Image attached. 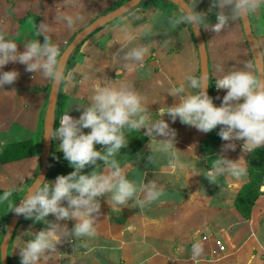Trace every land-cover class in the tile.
Masks as SVG:
<instances>
[{
	"label": "crops",
	"instance_id": "0c3cea01",
	"mask_svg": "<svg viewBox=\"0 0 264 264\" xmlns=\"http://www.w3.org/2000/svg\"><path fill=\"white\" fill-rule=\"evenodd\" d=\"M164 1L144 0L141 6L101 28L79 45L66 67V73L71 72L73 79L61 86L62 113L73 105L69 114L78 117L75 104L85 103L92 91V81L105 76L130 84L145 98L155 119L160 104L173 103V97L167 93L171 88L186 84L187 75H200L191 29L183 24L174 28L169 25L170 14L178 8ZM206 1L199 0L198 11H204ZM13 3L14 7L12 3L9 5L15 8L11 11V21L0 22V36L17 41L21 51V43L31 38L41 24L48 28L54 42L63 51L79 30L114 10V0H16ZM22 12L28 15L22 16ZM61 15L73 18L71 27L58 19ZM33 17L34 24H26ZM55 21L59 26L55 27ZM249 22L264 63V4L249 16ZM125 26L135 36L131 42L125 41L120 31ZM201 31L213 83L224 72L244 69L245 66L256 73L240 20L218 33L203 28ZM38 39L43 40L42 37ZM141 45L147 48L143 67L129 72L126 67L129 62L123 59V53ZM12 69L19 72L17 80L0 90V151L8 154L13 151V145L29 142L33 153L31 157L8 163L0 161V191L13 190L11 200L18 202L39 172L51 81L40 73L26 72L24 65L19 63L10 62L4 66L5 71ZM225 92L214 86L213 98L217 106L220 100L215 97L222 98ZM164 118L176 130L175 147L183 151L181 158L190 166L171 170L165 157L159 153L154 154L149 163L146 159L152 146L149 138L143 135V130H126L128 147L122 148L114 158L130 180L137 184L155 181L162 195L142 209L131 207L129 201V206H123L121 210L111 209L105 198L100 197L96 235L75 238L59 245L56 252L47 254V259H41L39 264H264V194L257 198L248 218H244L235 207L239 190L249 180V153L241 152L242 141L235 142V151L224 152L222 145L226 142L218 136V129L202 133L181 124L178 119L172 122L168 117ZM56 144L52 140L47 166V179L51 181L57 175L73 171L62 153L57 151ZM218 155L232 160L243 156L241 164L246 168V175L240 178L221 175L215 184L209 183L203 175H194V169L210 167ZM98 170H103L102 164ZM11 215L3 204L0 231L4 219L6 228ZM61 223H67L71 228L74 221ZM42 227L43 224L33 223L22 216L8 247L7 264H20L18 249L14 247L30 238V231L36 232ZM197 231L199 235L195 238L200 241L203 251L193 259L191 245ZM177 247L182 251L178 253Z\"/></svg>",
	"mask_w": 264,
	"mask_h": 264
},
{
	"label": "clouds",
	"instance_id": "9594fccd",
	"mask_svg": "<svg viewBox=\"0 0 264 264\" xmlns=\"http://www.w3.org/2000/svg\"><path fill=\"white\" fill-rule=\"evenodd\" d=\"M198 3L199 0H183V4L170 14L169 25L173 28L191 25L197 32L203 28L218 33L232 22L255 14L264 0H210L206 11H198ZM58 19L64 20L69 27L73 24L71 16L61 15ZM120 31L125 41L135 39L127 26ZM39 37L43 38L42 42ZM21 44L22 51L17 41L0 36V90L5 85H12L19 76L16 69L4 70L10 62L22 64L26 72L40 73L56 84L72 81V73L65 71L63 53L46 26H38L32 37ZM146 53L147 48L142 45L124 51L123 59L129 62L127 70L131 72L143 67ZM185 80L186 84L181 83L167 92L173 97V103L160 104L155 112L157 118L153 119L145 98L130 84L98 76L92 81V91L86 102L75 104L79 116L69 114L72 105L59 116L58 126L45 130L44 138L57 142V151L62 153L73 171L57 175L54 181L39 177L18 202L11 200L13 190L0 191V204H6L9 212L43 224L40 230L30 231V238L14 247L18 249L20 264H39L65 242L94 237L101 209L100 197L105 198L111 209L120 210L129 206V201L131 207L142 209L160 198L162 193L155 181L137 184L127 177L114 158L122 148L128 147L126 130H143V135L152 144L147 161L152 162L156 153L162 154L171 170L190 165L182 160L183 151L175 147L176 130L164 117L172 122L178 119L181 124L202 133L218 129V136L226 142L222 145L224 152L235 151L236 141H242L240 150L244 154L264 147V77L247 70V66L224 72L213 83L217 90H226L222 98L215 97L220 100L218 106L206 90L209 85L206 73L187 75ZM54 158L57 157L54 155ZM242 158L232 160L218 155L210 167L194 169V175H203L213 184L221 175L240 178L246 175ZM101 164L103 170H98ZM50 216L53 219H49ZM61 221L74 223L69 228ZM198 235L197 231L191 245L193 259L203 251L200 241L195 238ZM8 236L10 232L6 233L4 244ZM176 251L179 253L182 248L177 247ZM4 254L0 251V264Z\"/></svg>",
	"mask_w": 264,
	"mask_h": 264
},
{
	"label": "water",
	"instance_id": "95a60500",
	"mask_svg": "<svg viewBox=\"0 0 264 264\" xmlns=\"http://www.w3.org/2000/svg\"><path fill=\"white\" fill-rule=\"evenodd\" d=\"M144 0H129L123 5L115 8L114 10L94 19L88 26L80 30L71 40V42L67 45V47L63 50V63L65 66V69L76 51V49L79 47L80 44L85 42L91 35L99 31L101 28L105 27L109 23L123 17L128 12L136 9ZM172 4L173 6L179 8L183 4V0H165ZM241 28L243 31L245 43L247 45L249 54L251 56L253 66L255 69V72L257 75L264 77V63L263 58L260 53V49L258 44L255 41V38L251 32L249 17L240 20ZM193 39L195 42V46L197 49V54L199 58V66H200V74L206 73L208 84H209V66H208V57L206 52V45L205 40L202 34L201 29L197 32L192 28L191 25H189ZM61 84H56L51 81L50 89H49V95H48V101H47V107L45 112V120L43 125V131H42V140H41V149H40V167L39 172L35 178V180L32 182V184L39 179V177L47 178L48 170V162L50 158L51 153V146H52V140L48 138H44V132L47 128L55 127V110L59 95ZM206 90L209 94V85H206ZM31 184V186H32ZM30 186V187H31ZM22 216H17L14 213H12L10 219L8 220L6 230L3 236V240L5 238L6 233L10 232V236H8V240L5 241V244L2 243L0 245V251H4V259L2 264H7V257H8V247L11 241V238L19 224V221L21 220Z\"/></svg>",
	"mask_w": 264,
	"mask_h": 264
},
{
	"label": "trees",
	"instance_id": "16d2710c",
	"mask_svg": "<svg viewBox=\"0 0 264 264\" xmlns=\"http://www.w3.org/2000/svg\"><path fill=\"white\" fill-rule=\"evenodd\" d=\"M127 1L128 0H114V6L112 9H115L116 7L123 5ZM164 2L168 5L173 6L169 2H166V1ZM141 4L139 6H141ZM209 5H210V0H207L205 3L204 11L208 9ZM249 57L251 59L250 54H249ZM71 60L72 58L70 59L69 62H71ZM61 86H62V83H61ZM213 91H214V84H213V79L211 77V72L209 69V95L212 97H213ZM62 100H63V97H62L61 87H60L56 110H55V125L57 123L59 116L62 113V109H63ZM12 148H13V151H11V153H8V154L7 153L3 154L0 151V161L1 162L8 163V162L22 159L24 157H31L33 153L32 144L29 142H23L21 144L13 145ZM247 162H248L249 180L239 190L237 198L235 200V207L243 215L244 218L249 217L253 204L255 203V201L257 200L259 196L264 194V147L257 148L253 152H250L248 155Z\"/></svg>",
	"mask_w": 264,
	"mask_h": 264
},
{
	"label": "rangeland",
	"instance_id": "374dc122",
	"mask_svg": "<svg viewBox=\"0 0 264 264\" xmlns=\"http://www.w3.org/2000/svg\"><path fill=\"white\" fill-rule=\"evenodd\" d=\"M13 1L15 2L16 0H0V22H1V20H4V21H11L10 19V17L13 15V12H11L12 10H14L15 8H13L14 6H15V4L13 3ZM20 0H17V2H19ZM10 3H12V5H13V7H10L9 5H10ZM6 6H7V9H6ZM52 7V6H51ZM23 14H22V16H24L25 14H27V13H24V12H22ZM28 15V14H27ZM53 15H55V13H53ZM34 18L35 17H33L32 19H30V20H28L27 21V23L26 24H30V25H32V24H34ZM15 19V18H14ZM27 20V19H26ZM56 23H55V27H56V25H58L59 26V22H57V21H55ZM91 23V22H90ZM89 23V24H90ZM27 26V25H26ZM82 30V29H81ZM33 31V30H32ZM80 31V30H79ZM78 31V32H79ZM76 35V34H75ZM74 35V36H75ZM73 36V37H74ZM72 39V38H71ZM67 40V39H66ZM68 45V44H67ZM67 46H65V48H66ZM64 48V49H65ZM63 49V50H64ZM63 52V51H62ZM3 208V204L0 206V210ZM4 224H3V226L1 225V231H0V245H1V243H2V240H3V236H4V233H5V230H6V228H5V219H4V222H3Z\"/></svg>",
	"mask_w": 264,
	"mask_h": 264
}]
</instances>
